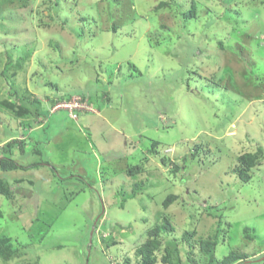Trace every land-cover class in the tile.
<instances>
[{
	"label": "rangeland",
	"instance_id": "1",
	"mask_svg": "<svg viewBox=\"0 0 264 264\" xmlns=\"http://www.w3.org/2000/svg\"><path fill=\"white\" fill-rule=\"evenodd\" d=\"M3 156L0 264H139L163 217L155 264H264V0H0Z\"/></svg>",
	"mask_w": 264,
	"mask_h": 264
},
{
	"label": "trees",
	"instance_id": "2",
	"mask_svg": "<svg viewBox=\"0 0 264 264\" xmlns=\"http://www.w3.org/2000/svg\"><path fill=\"white\" fill-rule=\"evenodd\" d=\"M164 4H165V1H161L158 3L157 6H162ZM193 13H194V5L192 6L191 10L188 11V15H192ZM31 51H32L31 47H25L22 52V55L19 56L17 61L15 63H9L6 69L11 68L13 71L17 70V68L21 65L22 61L28 59V56L30 55ZM70 97L71 95H67L66 97H63V99H69ZM52 104L53 105L55 104V100L52 101ZM9 106H12L13 108L14 104L10 102ZM154 145H156L155 141L153 142V146ZM261 151H262V148L258 147L257 150L253 152L246 151L244 153H241L238 156L240 165L235 167L234 170L237 172L240 178H242L244 181L250 180L251 174L249 173L248 170L254 167L255 165H257ZM0 162H1L0 165L2 169L12 168L15 166H21V164H18L13 159H10L6 156L0 157ZM34 164H37V163H32V165ZM0 194H3L8 197L12 195V192L9 189V185L7 181L3 178H0ZM175 198H176L175 194L173 193L168 194L163 200L164 206H168L170 203H172L175 200ZM244 229L249 230L248 227H245ZM171 230H173V225L170 223L169 219L166 217H163L160 223H156L152 227L147 229L146 240L140 243L136 247V250H135L136 254L140 256L139 264H155L158 261L157 256L155 254V251L159 249V246L161 245V240L159 239L158 236L164 231H171ZM191 235H192L191 232L185 233L186 237H189ZM216 244H217V240L213 237L206 238V239L202 238L199 240V249L201 250V252L207 255L208 253L213 251V248L216 246ZM20 253L21 251H19L18 248H16L10 243V239L7 236L0 237V258L7 261L11 259L12 257H16L20 255ZM249 257L251 256L245 253L244 251L231 250L226 255H224L221 259L217 260V262L218 264H235V263L237 264V263L245 262ZM162 261L165 263L168 262V257L164 256L162 258ZM258 261L259 259L257 260L254 259V262H256V264Z\"/></svg>",
	"mask_w": 264,
	"mask_h": 264
},
{
	"label": "built area",
	"instance_id": "3",
	"mask_svg": "<svg viewBox=\"0 0 264 264\" xmlns=\"http://www.w3.org/2000/svg\"><path fill=\"white\" fill-rule=\"evenodd\" d=\"M57 108H65L68 110L70 116L74 119L77 118V113L75 110L79 109H87L89 105L87 104L86 99H84L80 95L72 96L69 99H63L61 101H57L51 108L50 111H54Z\"/></svg>",
	"mask_w": 264,
	"mask_h": 264
},
{
	"label": "clouds",
	"instance_id": "4",
	"mask_svg": "<svg viewBox=\"0 0 264 264\" xmlns=\"http://www.w3.org/2000/svg\"><path fill=\"white\" fill-rule=\"evenodd\" d=\"M80 96H82V95H80ZM72 97V96H71ZM83 98H85V97H83ZM61 101V100H60ZM86 101H87V99H86ZM50 109V108H49Z\"/></svg>",
	"mask_w": 264,
	"mask_h": 264
}]
</instances>
